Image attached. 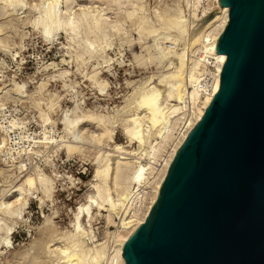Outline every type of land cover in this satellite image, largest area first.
I'll return each instance as SVG.
<instances>
[{"label":"rangeland","instance_id":"374dc122","mask_svg":"<svg viewBox=\"0 0 264 264\" xmlns=\"http://www.w3.org/2000/svg\"><path fill=\"white\" fill-rule=\"evenodd\" d=\"M51 1L27 0V7L17 6L14 9L7 8L3 6V2H0V41H2L0 44L6 46L8 50V52H4L0 49V88L3 89L1 90L3 94L4 90L9 92V95L6 96L0 94V135L7 141L6 146L0 149V203L11 202L15 199L14 194L10 195L9 192L19 183L21 176L33 167L40 168L52 180L54 187L51 199L44 198L42 203L38 201V198L42 196L40 193L30 196L27 206L19 211L20 214L17 217L10 218L0 214L2 226L12 228V233L9 234L10 245L6 246L0 242V264H57L58 260H55L58 257L57 251L65 245L63 237L74 230L73 217L77 207L85 203L87 195L93 193L89 183L95 167V158L99 149H104L105 145H98L90 138L97 137L101 130L96 124L94 126L93 123H87L81 130L83 132L80 131L73 136L74 141L72 140L73 137L66 140V138L64 139L65 133L59 123L61 116H66L69 110L77 114L89 115L96 112L108 116L109 119L111 118V124L108 125V128L109 132L111 131L113 143L128 145L129 142L122 126L124 118L126 119L132 111L133 105H130L129 96L138 87L147 85V81L150 85H157L159 76L165 73L166 62L163 61L162 64H159L155 58L158 55V48L160 52H167L165 48H170L167 53H172V58L178 55L177 58L181 59H178L179 61L176 60V57L170 60L171 58L165 55L166 61H171L172 66H176L175 64L182 61L184 65H187L191 60L190 58H195L200 69L204 62L200 58V56L204 57L203 53L193 55L187 47L188 32L191 28L189 20L191 21L193 17V0L187 1L188 7L184 6V0H139L138 4L143 7L140 14L146 16L148 23L153 27L154 32L156 31L155 36L152 33L149 34L151 37L149 35L142 36L141 40L137 36L134 25L125 15L128 10L131 11V4L117 6L109 3L110 0H56L62 13L77 14L80 12L78 10L82 9H89L93 12L103 9L104 16L108 20L110 19V23L117 21L122 25L121 31L117 33L106 29V45L102 44V48H96L97 51L92 56H89L82 48L85 41L84 31L73 41L63 32L57 33L49 41L43 38L41 29L34 24L38 18V12L32 8L34 5L40 4L46 6ZM60 1L62 4H59ZM65 2L67 3L64 4ZM207 3L214 4L211 0H204L201 1V6H206ZM202 7L197 10V14L200 16ZM178 8L184 10L182 12L184 23H182V28L184 32H187V36L184 35L185 33L181 37L178 36L179 34L173 35V33H177L171 30L173 38L178 36L173 41L170 33H168L169 36L166 35L170 30H162L164 27L162 28L161 23L157 21L156 13L169 16L175 13ZM213 11L207 16V20L213 16ZM3 12L9 14L4 15ZM189 12H191L192 17ZM184 20L187 22L185 23ZM184 25L186 27H183ZM148 36L149 38H147ZM162 36H166V42ZM167 36L171 37L172 40L168 41ZM182 37L186 38V40L183 38V42L187 41L184 44L181 41ZM92 38L93 36L89 37V39ZM175 42L177 43L175 44ZM167 44L169 45L167 46ZM174 44L177 47H174ZM182 47L189 49L188 52L186 49L184 51ZM171 48H174V51L177 48L176 53ZM182 51H184L185 62L182 59L184 58ZM162 54L164 55V53ZM153 56L154 58H152ZM140 59L141 61H139ZM173 63L175 64L173 65ZM64 72L67 75L63 76L62 73ZM94 74L98 82H104L105 88L99 89L94 81L90 80L89 76ZM41 82L46 85L41 86ZM13 84H18L19 86H16L22 87L24 91L21 89L20 93H15L10 90ZM187 100L186 98L184 100L185 108L188 106ZM52 101L57 103L58 108L50 111L47 106ZM39 109L47 114V124L42 123L38 117ZM9 122L14 125H10ZM10 130L13 132L12 134L9 132ZM77 135L79 138L76 137ZM77 139L78 141H75ZM32 141L38 142V144L26 153L19 152V150L27 147L26 143L31 144ZM47 141L54 142L53 144H63L66 141V144L81 147L79 152L70 155H67L63 149L57 153H51L50 149L43 148ZM133 147L135 144L129 145L128 149ZM20 162L25 164V171L22 174H19L17 170ZM13 178H17V180L14 181ZM136 193L140 194L141 190ZM129 201V204H125H128L130 208H138L135 205L134 197ZM124 206L122 208H124V215H126V209L129 210V208L126 206L125 209ZM17 207L15 206V209ZM121 210L120 213L122 212L123 215ZM92 213L94 219L91 222V227H86L85 218H82V225L93 236L92 243L95 244L105 239L106 223L103 211L101 217L94 215L97 213L95 208H92ZM121 214L119 215L123 219L124 215ZM120 216L116 217L117 223H120ZM107 229L112 231L113 227L108 226ZM92 243L87 241L89 246ZM111 243V241L109 244L107 243L110 247L107 246L108 252L112 251L113 244Z\"/></svg>","mask_w":264,"mask_h":264},{"label":"bare ground","instance_id":"6f19581e","mask_svg":"<svg viewBox=\"0 0 264 264\" xmlns=\"http://www.w3.org/2000/svg\"><path fill=\"white\" fill-rule=\"evenodd\" d=\"M26 1L27 0H0V2H3V6H6L7 8L11 7L13 9L17 6H26L28 3H26ZM138 1L139 0H110L109 3L117 6L131 4V11L128 10L125 15L134 25L137 36H139V39L141 40L142 36L152 33H154L153 36H155L156 31L154 32L153 27L148 23L146 16L140 14L143 11V7L138 4ZM187 1L188 0H184L185 7L188 4ZM201 1L204 0H193V5L191 3L193 7V9H191L193 12L190 11L193 13V17L190 15L191 12H189L192 20H189V22H191V28L188 32L187 47L193 55L196 53H203L204 57H201L202 60H210L211 65L214 67L213 83L210 90L202 89V86L197 84L200 79L198 71L199 64L195 58H190L191 60H189L190 62L188 64L186 63L187 65H184L182 61L178 64L173 63V65L175 64L176 66H172L170 63L171 61H166V56L168 55V57L171 58L170 60L175 58L176 56L174 53H176L177 48H175V51L174 48H171L174 51L173 54L175 57L173 58L171 56L172 53H167L170 51V48H168L169 51L165 48L167 52H160L158 48V55L155 58L159 64H162L163 61L166 62L165 73L159 76L156 82L157 85H150L149 81H147V85L138 87L129 96L130 105H133L132 111L126 119L124 118V124L122 123L124 134L129 142L128 145L113 143L111 131L109 132L108 128V125L110 126L111 124V118L109 119L108 116L97 114L96 112L90 113L89 115L77 114L72 110H69L66 116H61L59 123L65 133L64 139L66 138V140H70L71 137L82 130L85 124L93 123L94 126L96 124L101 131L97 137L89 138L98 145H105V148L99 149L96 147L99 151L95 158V167L89 183L93 193L87 195L85 203L80 204L77 207L73 217L74 230L71 233L68 232L63 237V239H65V245L61 246L57 251L58 257L55 259L58 260L57 264H124L121 245L130 236L136 226L144 223L151 206L157 198L162 181L177 150L180 148L188 133L201 119L204 111L211 102L212 97L219 88V76L222 65L225 62V56L222 54H216V42L228 21V8L220 6L219 0H211L214 4L207 3L206 6L203 5L202 7ZM57 2L58 1L56 0H52L46 6L40 3V5H31L33 6L32 9H35L34 11L38 12V18L35 20L34 24L41 29V35L46 41H49L51 38H54L57 33L61 32L68 35L70 40L73 41L75 37L84 31L85 41L83 43L84 47L82 48L85 49L84 52L86 51L89 56H92L96 53V48H102V44L106 45V29H109L112 32L115 31V33L121 31L122 25L120 22L114 21L110 23V19L108 20L107 17L105 18L103 9L93 12L86 8L87 10H78V12H80L77 14L68 12L62 13ZM60 3L62 4V1H60L59 4ZM66 3L67 2L64 4ZM199 7H202V11H200L201 16L200 14H197ZM3 9L6 10L5 8ZM183 11L184 10L178 8L175 13L169 16L163 13H156L157 21L161 23L160 25L162 28L164 27L162 30H173V32L175 31V33H177L174 34L172 31H169L167 34L165 33L166 35H168V33H173V35L179 34L178 36L180 37L186 35L187 32H184V29L182 28V25L184 24L182 21ZM212 11L214 12L212 13L213 16L207 20V16ZM3 14L5 15L7 13L3 12ZM184 22L186 23L187 21L184 20ZM185 25L183 27H186ZM183 33L185 34L183 35ZM90 36H93V38L89 39ZM149 36L151 37V35ZM149 36L147 38H149ZM168 36V41L172 40L171 37ZM178 36H174L175 38L172 36L173 41L178 38ZM165 37L163 38L165 39ZM183 38L184 37H182V39L180 38L181 41ZM184 39L186 40V38ZM166 40L167 39H165V42ZM1 42L2 41H0V43ZM186 42L187 41L183 42V44ZM111 43L113 44V42ZM176 43L177 42H175V44ZM175 44L174 47L176 46ZM168 45L169 44H167V46ZM184 46L186 47V45ZM3 47L4 46L0 44V49L4 52H8L7 47ZM185 49L186 48L183 50L185 51ZM184 51H182V53ZM162 53H164V55ZM182 57H184L182 58L184 60L185 55ZM136 58L138 59L139 57ZM152 58H154V56ZM178 59L179 58L176 60ZM139 61H141V59ZM136 62L139 63L138 61ZM62 74L63 76H65V74L67 75L65 72ZM89 77L99 89L105 88L104 82H98L95 74ZM22 84L20 85L22 86ZM43 84L41 82L40 85L42 86ZM16 85L18 84H13L10 90H13L15 93H20L23 88L17 87ZM1 90L3 89L0 88V94H3ZM3 95H9V92L4 90ZM185 98L188 99L187 108L183 105ZM49 103L47 109L50 111L56 107L58 108L56 102L54 103L52 101ZM64 114L66 113L64 112ZM38 117H40L42 123H46L48 120L47 114L41 109H39ZM12 122H9L11 123L10 125H14ZM76 137H78V135ZM73 139L74 137L72 140ZM75 141H78V139ZM6 143V138L0 135V149L5 147ZM53 143L47 141L43 145V148L50 149L51 153H57L63 149L67 155H70L79 152L81 147L79 145L66 144V141L63 144ZM132 144H135V147L128 149L129 145ZM17 170L19 174L24 173L25 164L20 162L17 166ZM17 178H13V180L16 181ZM13 188L9 193L10 195L14 194L15 199L11 202L0 203V214L7 215L10 218L17 217L20 214L19 211L27 206L30 196L32 197L36 193H40L42 196L38 198V201L42 203L44 198L51 199L54 189L52 180L38 167H33L29 172L23 174L19 183ZM135 189L138 192L141 190V193H136L137 191ZM133 197L135 198V205L138 206L137 209L128 206L130 202L129 200ZM125 203L128 204L126 205ZM124 205L128 206L129 210L126 209V206ZM15 206L18 207L15 209ZM123 206L126 209V215H124L125 210L123 211ZM92 208L97 210V213L94 214L95 216H103V214H101L102 211L105 213L104 219L106 223L105 239L95 244L92 243L93 236L90 235V232L84 229L82 225V218H85L87 226L84 225L89 228L91 227V222L94 219ZM120 210L123 211L124 216L121 214L122 212L120 213ZM119 214L124 218L122 219ZM118 216H120V223L116 222V217ZM108 226L113 227V230L110 231L107 229ZM11 233L12 228L4 227V225L2 226L0 220V242L6 246L10 245L9 234ZM61 237L59 238L62 239ZM59 238L58 240H60ZM87 241L92 243L91 246L87 244ZM109 241L113 244L112 251L110 250V252L107 250V243L109 244Z\"/></svg>","mask_w":264,"mask_h":264},{"label":"water","instance_id":"95a60500","mask_svg":"<svg viewBox=\"0 0 264 264\" xmlns=\"http://www.w3.org/2000/svg\"><path fill=\"white\" fill-rule=\"evenodd\" d=\"M219 5V88L121 245L124 264H264V0Z\"/></svg>","mask_w":264,"mask_h":264},{"label":"built area","instance_id":"2783aa9c","mask_svg":"<svg viewBox=\"0 0 264 264\" xmlns=\"http://www.w3.org/2000/svg\"><path fill=\"white\" fill-rule=\"evenodd\" d=\"M202 56H200L201 58ZM213 75H214V67L210 64V60L204 61L201 65V68L199 69V82L198 85L202 86V89H211V85L213 83ZM187 103V102H186ZM187 105V104H186ZM11 129V128H10ZM11 134L13 133L11 130L9 131ZM33 140V139H32ZM38 144V142L32 141L31 144H27V147L25 149L19 150V152H28L31 150V148L34 147V145ZM18 152V151H16ZM132 202V200H131ZM134 205V204H132Z\"/></svg>","mask_w":264,"mask_h":264}]
</instances>
